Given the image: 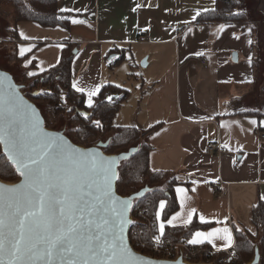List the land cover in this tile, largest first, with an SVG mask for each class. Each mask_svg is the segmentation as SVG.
Instances as JSON below:
<instances>
[{
    "label": "crops",
    "instance_id": "obj_1",
    "mask_svg": "<svg viewBox=\"0 0 264 264\" xmlns=\"http://www.w3.org/2000/svg\"><path fill=\"white\" fill-rule=\"evenodd\" d=\"M257 3L261 21L249 22L246 28L240 24H194L192 16L204 8H215L216 0H57L59 10L73 9L75 19L84 23H72L66 30L21 22L19 34L23 32L29 39L20 36L17 53L21 47L31 48L23 65L35 63L30 72L41 73L59 63L65 42L75 43L78 52L72 81L86 90L99 88V92L105 83L122 85L117 78L122 68L121 63L116 64L120 57L117 48L128 51L129 64L137 66L136 61L144 58L147 66L154 63L146 84L144 78L139 104L128 111L121 107L115 122L141 131L161 125L148 138L152 147L149 166L153 171L175 173L180 179L175 186L179 209L168 219L175 215L180 217L173 221L176 226L187 225L184 220L195 208L192 221L200 222L203 215L208 221L204 224L209 225L197 232L209 233L224 226L217 220L227 219L231 228V217L236 241L237 226L256 231L252 209L259 200L264 201V141L259 138L264 132V116L236 114L239 110L257 111L247 107L257 82L258 26L264 31V0ZM222 24L226 27L220 31ZM167 59V67L161 69L159 64ZM200 59H205V64ZM210 143H220L223 150L207 154ZM222 182L231 183L230 205L219 193ZM178 188L186 191L178 193ZM162 214L158 207V230L161 222L168 225ZM215 243V249L222 250V242ZM195 245L214 249L207 242ZM257 255L259 258V251Z\"/></svg>",
    "mask_w": 264,
    "mask_h": 264
},
{
    "label": "snow or ice",
    "instance_id": "obj_2",
    "mask_svg": "<svg viewBox=\"0 0 264 264\" xmlns=\"http://www.w3.org/2000/svg\"><path fill=\"white\" fill-rule=\"evenodd\" d=\"M72 11L60 9L62 13ZM211 11L214 9H203L204 13ZM200 15L197 11L192 20ZM72 23L84 21L73 19ZM225 27L220 25V31ZM20 36L29 39L23 32ZM248 44H252L251 39ZM31 51L21 47L19 55L24 57ZM247 62L252 64L250 56ZM2 83L0 80V145L22 182L8 188L0 185V264H153L135 256L125 241L131 201L115 194L113 182L119 178V161L126 157H105L95 150L73 147L62 136L44 128L36 110L23 102L18 89L9 84L5 90ZM72 87L87 95V106L92 108L99 88L86 90L75 81ZM94 123L97 128L102 127L99 120ZM250 123L256 125L257 121ZM185 191L177 189L178 193ZM159 207L163 212L165 202L161 201ZM181 207H185L183 201ZM196 211L190 209L185 224L192 222ZM178 219L174 215L166 222L176 227L173 221ZM199 220L208 222L203 215ZM216 223L224 226L209 233L196 232L188 243L207 242L216 248L215 241H221L223 250L233 249L235 240L227 219ZM236 230L243 231L238 226ZM159 231L161 236L165 234L164 222Z\"/></svg>",
    "mask_w": 264,
    "mask_h": 264
},
{
    "label": "trees",
    "instance_id": "obj_3",
    "mask_svg": "<svg viewBox=\"0 0 264 264\" xmlns=\"http://www.w3.org/2000/svg\"><path fill=\"white\" fill-rule=\"evenodd\" d=\"M257 1L216 0L214 11L208 13L201 11V15L197 16L194 24L197 26L209 23L240 24L248 28L249 22L256 19H259V23L261 21L256 7ZM75 15L72 12H60L57 0H0V37L7 39L0 43V50L10 52V55L0 57V67L8 71L24 95L37 104L45 118L46 128L67 135L77 145L93 147L100 142L108 143L103 148L105 153L115 156L123 153L130 154L128 158L120 160L117 183L119 194L131 196L142 191L144 187L147 189L152 187L141 198H138L134 210L146 207L149 215L157 220L159 204L165 201L166 207L162 218L167 220L179 209L175 186L180 184V179L175 173L153 171L149 166V154L152 147L148 138L158 131L161 125L144 131L129 126L116 127L115 118L122 104L129 98V91L112 83H105L102 86L100 92L94 97L93 107L88 108L86 95L76 92L72 87V65L76 57L74 51L78 49L77 44L70 41L65 42L59 63L35 76L28 75L34 69L35 63L25 67L23 64L27 57H19L17 53V42L21 40L17 29L19 23L36 22L42 27H61L70 30ZM115 51L120 54L116 64L130 61L127 57V50L117 48ZM7 60L16 64L17 69L20 68L22 78L12 71L13 69L9 70L4 66ZM130 66L129 79H138L136 65L130 62ZM108 94L113 95L110 100ZM236 114L262 115L253 110H239ZM67 117H69L70 124L62 121ZM96 120L101 122V128L95 126ZM141 141V146L131 153L130 149ZM20 179L19 174L4 156L2 145H0V181L17 183ZM251 221L256 235H252L253 232L246 229L236 231L233 248L235 255H232V258L224 262V258L228 256L223 253L217 258L210 257L209 260L214 261L215 264H252L259 251V264H264L263 200H259L253 207ZM208 226L197 219L187 225L176 227L167 225L163 237L171 242L189 241L195 232ZM135 238L131 231L133 244ZM141 239L147 241L145 231ZM197 246L211 248L203 245ZM135 248L140 252L143 250Z\"/></svg>",
    "mask_w": 264,
    "mask_h": 264
},
{
    "label": "built area",
    "instance_id": "obj_4",
    "mask_svg": "<svg viewBox=\"0 0 264 264\" xmlns=\"http://www.w3.org/2000/svg\"><path fill=\"white\" fill-rule=\"evenodd\" d=\"M7 39L0 37V43H3ZM202 64H205V59H200ZM112 98V97H111ZM109 99V98H108ZM110 100V99H109ZM259 138L264 141V132L259 133ZM223 147L220 143H210L207 145L206 153L221 152ZM230 186L231 183L222 182L219 187V193L225 196L228 204L230 205ZM135 205V204H134ZM131 227L129 231V238L131 241V231L135 238L134 244L131 241L133 248L143 255L148 257L164 260V261H177L183 259L184 262L191 264H215L214 261H210V257L217 258L221 254L225 253L228 257L224 258V262H227L232 258L233 249L217 250L213 248L199 247L194 244L188 243V241L171 242L166 240L160 235L158 230L157 220L154 219L147 212L146 207H139L137 210L133 208L131 215ZM229 225L232 228L231 217ZM147 235V241H143L141 238L144 234ZM157 237L160 239V243H157ZM135 247L141 248V252Z\"/></svg>",
    "mask_w": 264,
    "mask_h": 264
},
{
    "label": "rangeland",
    "instance_id": "obj_5",
    "mask_svg": "<svg viewBox=\"0 0 264 264\" xmlns=\"http://www.w3.org/2000/svg\"><path fill=\"white\" fill-rule=\"evenodd\" d=\"M249 5V4H248ZM252 10V9H251ZM257 36H256V44H257V51H256V67H257V82L255 84V89L252 92L251 96H250V101L249 105L247 106L248 108L257 110L258 113L262 114L261 116H264V31L262 30V28H257ZM0 52H2V55H0V57L5 56V55H10L9 51H2L0 50ZM169 59V58H168ZM168 59L163 63L159 64L162 68L167 67V64L169 63ZM146 58H144L143 60L140 61H134L137 66H136V74L139 77L138 79H134V80H130L129 79V74L131 73V66L129 63H127L126 61L120 64V70L118 71V80L121 82L123 88H125L127 91H129V98L122 104V109H127L126 111L132 109V106H136L139 104L140 102V90L144 85V78L146 80L145 84L148 82L149 80V75L151 74V70L154 67V63H152L151 66H147L146 65ZM13 62L10 61H5L4 62V66L6 68H8L9 70L14 71L17 75H20V78H22V74L21 71L19 69H17L16 67H18L16 64H12ZM119 67V66H118ZM129 67V68H128ZM123 69H125V72L123 73ZM129 69V71H128ZM128 72V73H127ZM127 74V75H126ZM109 97H113V95L108 94V98ZM129 105V106H128ZM69 117H67V119L62 120L65 123L70 124V120L68 119ZM115 126L116 127H121L122 125L120 124V122L116 121L115 122ZM104 141V140H103ZM141 142H139L138 144L134 145L130 151L131 153H134L135 150H137L140 146H141ZM152 187H149L147 189V187H144L142 190L148 191L151 190ZM138 193V192H137ZM132 202L135 204L138 200L137 197L135 196H131Z\"/></svg>",
    "mask_w": 264,
    "mask_h": 264
},
{
    "label": "water",
    "instance_id": "obj_6",
    "mask_svg": "<svg viewBox=\"0 0 264 264\" xmlns=\"http://www.w3.org/2000/svg\"><path fill=\"white\" fill-rule=\"evenodd\" d=\"M77 52L78 51L75 50L74 51V54H77ZM0 80H2V82H3L2 83V87L5 90H7L9 84L13 85L16 89L19 90V95L23 98V102L25 104L31 105V107L36 110V115L40 118V120L43 123L44 128L47 131L54 132V133L58 134L59 136H62L73 147L80 148L81 150H84V151H93V150H95V151L100 152L105 157H112V158H115V157H126V158H128L129 157L130 154H127V153H123L120 156H115V155H111V154L105 153L104 150H103V148L106 147L108 145V143H102V142H100V143H98V145L93 146V147H84V146L75 144L67 135H65V134H63L61 132H57L55 130H51V129L46 128L45 118H44L43 114L41 113V111H40L39 107L37 106V104L35 102H33L31 99H29L27 96L24 95V93L19 89V87H18L17 83L15 82V79L13 78V76L8 71H5L1 67H0ZM2 149H3V146H2ZM119 166H120V161H119V163L117 165V169H116L117 170L118 177H119ZM118 180H119V178L116 179L113 182V191L122 200H130L131 201V206H130V208L128 210V213H127V218L130 221V223H128V225L125 228L124 236H125V241L128 244V246L131 249V251L133 252V254L135 256L140 257L143 260H151L153 262V264H191V263L184 262L183 259H179L177 261H164V260L154 259V258L148 257L146 255H143L141 253H138L133 248V246L131 244V241H130V238H129V231H130V227H131V224H132L131 219H130V215H131V212H132V210L134 208V203L132 202V199H131V196L132 195L131 196H122V195L119 194L118 189H117ZM21 182H22V177H21L20 181H18L17 183H5V182L0 181V185L8 188V187L16 186V185L20 184ZM145 193H146V191L145 190H142L139 193L133 194V196H135L137 198H141ZM252 264H259V258L257 257Z\"/></svg>",
    "mask_w": 264,
    "mask_h": 264
}]
</instances>
